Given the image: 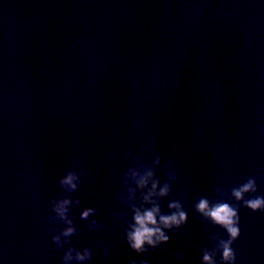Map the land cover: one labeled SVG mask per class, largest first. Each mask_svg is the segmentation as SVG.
<instances>
[{"label":"water","instance_id":"obj_1","mask_svg":"<svg viewBox=\"0 0 264 264\" xmlns=\"http://www.w3.org/2000/svg\"><path fill=\"white\" fill-rule=\"evenodd\" d=\"M262 129L264 0H0V264H61L46 216L76 154L88 175L71 243L93 249L90 264L143 259L112 211L125 210L124 154L150 166L146 145L163 157L162 183L164 165L176 170L170 199L188 197V236L169 232L149 264H179L177 252L201 264L226 233L192 205L264 172ZM91 206L107 235L79 219ZM240 229L237 264H264V213L242 207Z\"/></svg>","mask_w":264,"mask_h":264},{"label":"clouds","instance_id":"obj_2","mask_svg":"<svg viewBox=\"0 0 264 264\" xmlns=\"http://www.w3.org/2000/svg\"><path fill=\"white\" fill-rule=\"evenodd\" d=\"M261 135H264V129L261 130ZM145 147L151 153L150 166L139 156L124 154L125 158L132 162L121 173L123 188L117 191L116 198L125 210L112 211V216L125 226V243L129 249L144 257L141 260L129 259L128 264H149L150 254L169 243V232L173 236L178 234L188 236L187 231H181L188 222L187 194L182 201L170 199L173 195V185L178 180L176 170L164 165L167 179L162 183L157 176V170L162 165L163 157L153 151V145ZM71 161L72 166L65 168L58 178L57 183L61 191L50 198V213L46 220L52 225L49 232L54 251L63 253L61 264H90L93 260V249L91 247L80 249L71 243L72 237L83 231L80 225L74 222L76 214L73 212V207H78L81 201L72 194L79 190L83 178L88 175L86 169L82 167L81 155H73ZM262 181L264 172L258 176L248 177L228 191L222 187H214L216 199L200 196L192 205V210L202 223L218 227L226 233V238H222L219 233L211 235V247L200 249L201 264H237L238 257L234 244L241 235L240 209L243 207L253 213H264V194H257L259 183ZM165 199H169L167 212L163 210ZM97 211L94 206L84 207L79 211V219L86 221L88 231L96 229L107 235L105 225L95 218ZM57 225L60 227H56ZM96 248H103L101 253L103 257L112 256V250L103 239L96 241ZM172 259L179 264H183L184 261V257L178 252L172 254Z\"/></svg>","mask_w":264,"mask_h":264}]
</instances>
